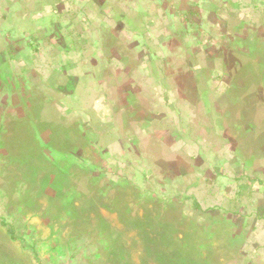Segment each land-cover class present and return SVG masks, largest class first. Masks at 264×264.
<instances>
[{
	"label": "rangeland",
	"instance_id": "374dc122",
	"mask_svg": "<svg viewBox=\"0 0 264 264\" xmlns=\"http://www.w3.org/2000/svg\"><path fill=\"white\" fill-rule=\"evenodd\" d=\"M0 264H264V0H0Z\"/></svg>",
	"mask_w": 264,
	"mask_h": 264
}]
</instances>
